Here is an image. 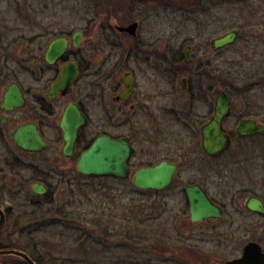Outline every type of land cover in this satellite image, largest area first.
<instances>
[{"label": "flooded vegetation", "instance_id": "af4514ba", "mask_svg": "<svg viewBox=\"0 0 264 264\" xmlns=\"http://www.w3.org/2000/svg\"><path fill=\"white\" fill-rule=\"evenodd\" d=\"M16 1L0 0V241L29 207L62 216L50 201L62 181L54 186L58 169L45 170V155L78 162L105 135L131 147L130 175L118 180L133 182L140 169L163 163L176 167L163 190L133 187L154 199L181 197L178 240L259 234L264 242V226L259 232L252 223L264 214L247 207L253 198L264 205V0H128L132 9L122 15L93 14L77 29L71 10L68 26L37 34L29 18L43 11H25L20 27L8 24ZM227 35L233 40L220 46ZM67 118L83 121L71 156ZM138 149L148 163H136ZM187 187L206 194L222 217L194 221ZM185 256L193 264V252Z\"/></svg>", "mask_w": 264, "mask_h": 264}, {"label": "rangeland", "instance_id": "374dc122", "mask_svg": "<svg viewBox=\"0 0 264 264\" xmlns=\"http://www.w3.org/2000/svg\"><path fill=\"white\" fill-rule=\"evenodd\" d=\"M132 1L19 0L13 3L12 16L6 19L11 21L8 24L20 27L25 11H43L29 18L37 34L50 27L68 26L74 10L75 26L80 29L88 26L87 20L93 14L111 11L122 15L132 9ZM137 151L136 163H148ZM51 154L45 155V170L54 166L58 170L53 184L58 187L62 182L50 201L64 208L62 216L53 220L38 215L37 206L29 207L21 212L16 226L8 225L11 235L0 241L1 246L27 253L34 249L42 264H190L185 249L193 252V264H198L194 257L205 264H224L240 257L252 237L264 246L259 234H238L218 242H182L176 236L181 231L179 220L184 209L181 197L170 192L154 199L150 193L136 190L131 179L87 178L76 170L77 157L61 160ZM252 223L260 232L264 219H253ZM21 261L14 256L0 257V264H23Z\"/></svg>", "mask_w": 264, "mask_h": 264}, {"label": "water", "instance_id": "95a60500", "mask_svg": "<svg viewBox=\"0 0 264 264\" xmlns=\"http://www.w3.org/2000/svg\"><path fill=\"white\" fill-rule=\"evenodd\" d=\"M80 39L77 38V41ZM233 40L232 35H227L218 40L220 46L226 45ZM64 41V40H61ZM83 121L74 122L67 120L62 124L64 139L66 142L64 152L66 156L73 154L79 127ZM17 143L23 148L27 146L22 141V135L18 134ZM45 147V146H44ZM32 149V147H29ZM226 145L220 147L221 150ZM131 156V147L124 139L114 140L109 136L100 135L92 143V145L84 151L78 159V172L85 177H114L117 179H125L130 175L128 161ZM176 167L168 166L163 163L155 168H142L134 176V185L141 190H163L169 187L173 182V176ZM37 193H44V186H35ZM190 211L192 219L199 221L204 218L216 217L221 218V210L214 206L197 187H187ZM248 209L264 214V205L258 199H250L247 204ZM2 223H0V226ZM14 256L22 259L26 264H36L32 258L23 251L19 250H0V257ZM227 264H264V254L261 246L256 242L248 243L243 252V256L239 259L231 260Z\"/></svg>", "mask_w": 264, "mask_h": 264}, {"label": "trees", "instance_id": "16d2710c", "mask_svg": "<svg viewBox=\"0 0 264 264\" xmlns=\"http://www.w3.org/2000/svg\"><path fill=\"white\" fill-rule=\"evenodd\" d=\"M90 178H94V177H90ZM98 179H104V178L100 177ZM5 249H8V248L7 247H3V246L0 245V250H5ZM20 251H23V252L27 253V250H20ZM27 254L32 258V260L36 264H42L40 257L35 254L34 249L31 250V253H27ZM21 262H23V264H26L23 260Z\"/></svg>", "mask_w": 264, "mask_h": 264}]
</instances>
